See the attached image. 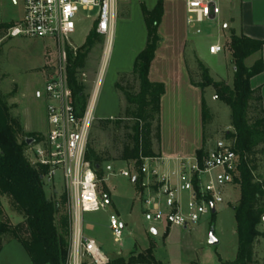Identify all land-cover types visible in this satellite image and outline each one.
<instances>
[{
  "label": "rangeland",
  "instance_id": "1",
  "mask_svg": "<svg viewBox=\"0 0 264 264\" xmlns=\"http://www.w3.org/2000/svg\"><path fill=\"white\" fill-rule=\"evenodd\" d=\"M174 1L176 0H166V3H169L167 4L168 9H172V15L162 20L160 33L162 40L164 36L167 37V34L171 35V25H174L178 31H181L183 27L182 2L175 3ZM231 1L217 0L220 14L214 23L208 22L201 25V35L192 36L194 31L191 29L189 35L204 39L207 46L209 43L217 41L224 47L230 34V31L224 29V26L230 23L231 18L235 19L233 28L236 31L240 30L241 25V0ZM157 2L158 0L122 2L115 20L114 36L106 66L104 67V61L109 41L102 37L93 46L83 74L79 76V79L87 87L86 93L89 100L97 81L100 80L95 102L96 122L90 130L87 146H91L106 160L102 165L103 176L98 183V194L101 199L106 200L107 207L100 212L84 216V229L88 224L94 227V230L90 232L85 229V235L96 241L102 254L108 259L107 264L138 262L141 260L140 255H145L150 248L153 249V264H223L232 262L236 259L238 251L237 224L233 207L240 200V188L236 186L228 189L225 193L224 203L217 205L216 214L205 216L198 224L187 229L176 224L166 226L149 222L145 218L142 197L140 198L142 193H139L138 187L133 184V177L138 175L135 164L117 161L126 139L125 126L131 127L137 121L124 119L120 128L113 125L103 126L97 122L116 119L124 112L127 103L123 92L116 88L121 76L127 75L121 81L122 87L132 94L138 93L139 84L132 76V72L135 59L147 40L142 8L145 7L151 11ZM95 14V12L81 13L83 20L78 22L76 32L69 40L13 38L10 36V30L22 19L23 4L20 0H0V25L12 24L0 38V97L4 98L12 117L18 120L21 126L22 133L17 136L19 142L26 138L45 140L49 131L47 103L42 99H36L35 94L45 87L49 76L54 71H58L62 65V54L64 52L68 54L67 48L76 53L85 44L94 27ZM88 17L89 19H87ZM196 53V48L193 50L188 48L187 58L195 80L201 82V71L197 63L199 56ZM226 53L224 47L223 52L217 57L206 59L205 62L200 60L210 70V75L216 81L224 79L228 85L232 86L234 67L231 59L230 63L227 59V61L225 60ZM161 55H166V51L164 50ZM254 61V57L248 59L247 66H251ZM226 62L228 71L216 72L218 66H221L222 69ZM212 64L217 66L216 69H213ZM63 66H66L67 69L68 56L67 63ZM204 96L207 112L205 132L207 149L210 150L216 141L226 139V133L233 131L231 110L219 99L214 88H206ZM32 146H29L26 154L33 160ZM122 171H128L131 177H124ZM44 183L49 198L53 197L54 191L58 195L56 199L66 191L61 171L56 173L51 184L46 181ZM108 195L110 198L107 201ZM2 202L4 205L2 219L4 221L13 225L23 222V213L17 211L8 197H3ZM112 215L119 217L124 226V233L120 240H116L110 229L109 219ZM259 230L264 232V222L260 225ZM153 231L156 233L154 234ZM211 231H214V237L218 241L217 245L210 244ZM4 241L3 252L0 253V264H33L20 242L11 239L10 236H5ZM256 251L259 264H264V238L257 246ZM138 252L142 254H137Z\"/></svg>",
  "mask_w": 264,
  "mask_h": 264
},
{
  "label": "trees",
  "instance_id": "2",
  "mask_svg": "<svg viewBox=\"0 0 264 264\" xmlns=\"http://www.w3.org/2000/svg\"><path fill=\"white\" fill-rule=\"evenodd\" d=\"M142 12L147 42L144 50L136 57L132 72L139 84V91L132 94L124 89L121 81L127 75L121 76L116 88L123 92L126 100L124 112L116 119L97 121L103 126L113 125L118 128L122 127L124 119L137 121L131 127L125 126L126 139L117 161L135 164L138 172L135 185L139 191L143 190L145 176L141 169L144 161L159 157L154 151V142L161 141V99L165 93V85L151 82L149 74L162 42L159 28L164 16V0H158L151 11L143 7ZM11 26L12 24L0 25V38ZM101 38L94 26L78 52L67 48L68 82L79 116H83L89 102L87 87L79 76L83 74L93 46ZM224 47L230 54L234 67L232 86L224 80L216 81L200 59H197V63L201 71V82L195 80L189 67L191 84L200 88L203 93L204 138L203 148L198 151L197 158L202 161L207 154L204 94L206 88L212 87L217 91L219 99L231 110L233 131L227 132L225 137L241 159L239 177L236 180L241 196L238 204L233 207L238 236L237 257L234 261L223 264H259L256 249L264 238V232L259 230L264 222V178L260 173L264 157V107L261 89H253L251 80L264 71V41L231 31ZM256 55L258 58L251 66H247L246 61ZM20 133L22 129L18 120L12 117L6 101L0 97V253L4 247V237L10 236L21 243L33 264H68L72 241L69 194L65 191L56 199L58 195L54 191L53 197H48L44 183L47 170L27 156L29 138L19 142L17 136ZM41 140H34V145ZM86 161L91 164L98 180H101L102 165L106 160L91 146H87ZM3 197H8L17 211L23 213V222L13 225L2 219ZM109 198L108 195L107 201ZM140 258V261L130 264H153V249L147 250Z\"/></svg>",
  "mask_w": 264,
  "mask_h": 264
},
{
  "label": "built area",
  "instance_id": "3",
  "mask_svg": "<svg viewBox=\"0 0 264 264\" xmlns=\"http://www.w3.org/2000/svg\"><path fill=\"white\" fill-rule=\"evenodd\" d=\"M20 1L24 15L10 30L13 38L69 40L76 32L78 22L83 20L81 13L95 12L93 23L97 33L112 44L120 4L131 0ZM184 2L187 26L195 35H201V25L213 23L220 14L217 0ZM223 49V46L215 44L209 52L218 55ZM66 63L67 54L64 52L58 71H54L46 80L45 87L35 94L36 99L47 103L49 131L44 141L32 146V155L35 163L47 170L45 181L48 184L54 181L58 171L62 172L69 194L72 223L68 264H107L108 259L101 248L94 239L85 235L87 227L84 229L86 214L97 213L107 207L106 200L98 194V177L86 161L89 133L96 122L95 98H90L85 113L79 116L69 87L67 69L63 66ZM152 160L146 159L141 169L144 179H150L148 183H144V179L142 182L148 190L143 208L149 222L166 226L176 224L185 229L195 226L205 216L216 214L217 205L224 203L226 191L238 186L236 180L241 159L227 139L216 141L202 161L196 157L192 162H183L180 172L172 176L160 175L150 165ZM122 175L131 177L128 171H122ZM109 224L116 240H120L124 226L119 217L110 216Z\"/></svg>",
  "mask_w": 264,
  "mask_h": 264
},
{
  "label": "crops",
  "instance_id": "4",
  "mask_svg": "<svg viewBox=\"0 0 264 264\" xmlns=\"http://www.w3.org/2000/svg\"><path fill=\"white\" fill-rule=\"evenodd\" d=\"M174 2H182L181 6L184 9L182 30L178 31L174 28V25H171V35L169 36L167 34L166 38L164 36L151 65L149 74L151 82L163 83L165 85V93L161 99V141L160 143L154 142V151L159 157L154 158L150 162V165L156 168L160 175L166 176H172L174 173L180 172L182 163L194 161L198 151L203 148V93L200 88L191 84L187 50L188 48H191V50L196 48L197 56L205 62L206 59L217 57V55L210 54L209 49L211 46L218 44L215 41L209 43L207 46L204 39L192 37L195 34L190 36L187 26L185 2L184 0H176ZM167 4L169 3H166V0H164L163 19L172 15V9L169 10ZM240 6V30L236 31L233 28L234 18L230 19V23L225 25L224 29L230 32L235 31L238 35L243 34L250 39L264 41V0H241ZM167 32L169 33V29ZM159 33H161V26ZM164 50L166 51V55L163 56L161 53ZM227 53L225 60L227 59L230 63L231 57ZM253 57L257 59L258 55ZM262 58L264 61V48ZM212 66L213 69L217 67L213 64ZM218 68L216 69L218 73L222 70L228 71V63L226 62L225 67L222 66V69L221 66H218ZM251 86L253 89H261L264 107V71L251 80ZM96 94L97 92L93 91L92 96H94L95 102ZM206 151H208L207 146ZM261 174L264 178V157ZM135 181L133 177L134 185ZM149 181L150 179L148 178L144 179V183H148ZM135 187L137 186L135 185ZM142 189L139 193H142L140 198L142 197L141 200L144 203V198L147 197L148 190L143 186ZM93 230V225L88 224L87 231L90 232ZM137 254L142 253L138 252Z\"/></svg>",
  "mask_w": 264,
  "mask_h": 264
},
{
  "label": "water",
  "instance_id": "5",
  "mask_svg": "<svg viewBox=\"0 0 264 264\" xmlns=\"http://www.w3.org/2000/svg\"><path fill=\"white\" fill-rule=\"evenodd\" d=\"M33 144H34V140L33 139H28L27 140V145L28 146H32ZM134 181H135V179H134ZM212 211H213V213H215V208L214 207H212ZM153 233L155 234L156 231H153ZM210 244L211 245H217L218 244V241L214 237V231H211V234H210Z\"/></svg>",
  "mask_w": 264,
  "mask_h": 264
},
{
  "label": "bare ground",
  "instance_id": "6",
  "mask_svg": "<svg viewBox=\"0 0 264 264\" xmlns=\"http://www.w3.org/2000/svg\"><path fill=\"white\" fill-rule=\"evenodd\" d=\"M110 47H111V44L109 43V46H108V50H107V52H106V57H105V59H108L109 56H110ZM107 62H108V61H107Z\"/></svg>",
  "mask_w": 264,
  "mask_h": 264
}]
</instances>
